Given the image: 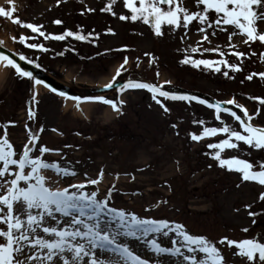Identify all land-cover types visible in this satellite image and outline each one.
<instances>
[{
  "label": "rangeland",
  "instance_id": "obj_1",
  "mask_svg": "<svg viewBox=\"0 0 264 264\" xmlns=\"http://www.w3.org/2000/svg\"><path fill=\"white\" fill-rule=\"evenodd\" d=\"M182 2L190 11L196 10L195 0ZM136 3L138 6V0ZM106 4L112 11H101ZM0 7L14 8L12 18L0 17V42L37 62L60 83L86 89L103 87L127 57V64L117 79L154 83L162 85L164 90L182 88L210 96L216 102L232 99L252 116L250 123L264 127V103L251 99H264V78L258 75L264 72V43L259 40L246 43V37L234 26H221L226 29L222 31L213 25L205 28V33H199L197 29L202 25L193 21L187 30L182 26L173 30L171 26L162 25L163 34L156 36L150 25L140 19L119 18L131 15L123 0H115V3L111 0H60L59 4L56 0H12V4L0 0ZM13 18L21 23H13ZM214 18V12H210L209 19ZM56 20L62 23H54ZM26 23H33L39 26V31L52 36L45 39L39 31L22 26ZM108 28L112 32H108ZM66 29L88 38H53ZM259 31H264V23L258 24ZM229 33H235L231 40ZM204 34L208 35L206 41L201 39ZM20 35L25 36L23 43ZM30 43L43 47L29 48ZM192 47L199 50L193 53ZM209 48H218V51H205ZM235 52L243 55L237 58ZM185 55L214 61L223 58L240 67L234 71L221 65L219 72L202 65L194 67L180 62ZM7 68L0 81V136L6 133L18 159L24 144H31V132L38 138L37 147L30 155H40L38 148L43 145L54 151L44 153L42 159L77 173L74 177L58 176L54 170H45L50 184L67 187L88 178L95 179L103 169L98 184L86 185L85 190L99 189L98 198H103L109 188L113 189L110 206L141 218L181 223L190 234L204 235L214 242L220 237L256 238L264 242V200L259 199L264 185L242 180L241 174L219 166L213 159L214 149L208 145L225 138V134L203 137L199 141L189 135L199 134L203 127L222 126L221 122L240 130L232 116L219 113L221 120L218 121L215 110L204 104L158 97L169 109L165 112L148 90L119 91L123 84L102 94L107 99L124 101L117 114L103 102L75 101L43 85L35 91L26 77L18 76L11 66ZM249 75H252L251 80L247 79ZM165 81L170 83H163ZM29 108L34 112L31 118ZM199 120L204 124L194 122ZM232 155L257 164L264 160V151L243 142H239L238 149L222 152L224 158ZM249 211L256 215L249 216ZM244 228L248 231H242ZM173 235L161 234L158 242L170 247ZM124 239L142 258L172 264L169 256L148 254L141 248V241ZM216 246L224 257V264H248L246 257L235 254V245L229 247L225 241Z\"/></svg>",
  "mask_w": 264,
  "mask_h": 264
},
{
  "label": "snow or ice",
  "instance_id": "obj_2",
  "mask_svg": "<svg viewBox=\"0 0 264 264\" xmlns=\"http://www.w3.org/2000/svg\"><path fill=\"white\" fill-rule=\"evenodd\" d=\"M56 2L59 4L60 0ZM8 3L12 4V0H8ZM111 3H115V0H111ZM123 3L125 8L130 9L131 15L130 17L120 15L119 18L132 21L140 19L150 25L156 36L163 34L162 25L171 26L173 30L182 26L187 30L190 23L196 21L202 25L197 29L199 33H205V28L213 25L222 31L226 29L221 26H234L246 37V43L257 40L264 43V31L258 32V24L264 23V0H195V11H190L188 7L183 6L182 0H138V6L136 0H123ZM13 11V7L7 10L0 7V17L12 18ZM101 11H112V9L106 4ZM210 12L215 14L212 20L209 19ZM113 15H115L114 12ZM12 22L21 23L18 18H13ZM54 23L62 22L56 20ZM22 26H26L33 32L39 31V26L33 23ZM107 31L112 32V29L108 28ZM39 34L45 39L52 36V34L45 35L43 31H39ZM212 34L215 35V32ZM234 34L229 33V40ZM65 37H74L78 40L88 38L79 32L67 29L63 34L55 35L53 38L63 40ZM201 39L208 40V35H202ZM19 40L23 43L25 36L20 35ZM27 46L29 48L43 47L36 43H30ZM198 50L197 47L191 48L193 53ZM205 51L216 52L218 48H209ZM145 55L151 54L145 53ZM235 55L239 58L243 54L235 52ZM221 56L223 57V53ZM20 59L25 60L26 57L20 55ZM0 60L5 61L6 66L14 68L18 76L31 79L34 86L43 85L45 88H50L43 80L36 79L32 72L22 69L14 59L3 52H0ZM127 61L128 58L125 57L123 64L116 69V75L104 85L105 88L113 87V82L116 81ZM28 62L33 63L32 60ZM180 62L191 63L194 67L202 65L205 69H213L217 72L221 71V65L234 71L239 70L240 67L236 63H228L223 58L214 61L193 59L188 55H185ZM224 75L227 76L228 72L225 71ZM258 75L264 78V72ZM247 79L251 80L252 75H249ZM127 89L148 90L152 94V99L165 112L169 109L158 97L206 104L215 110L217 113L215 118L218 121L221 120L219 115L221 111L230 113L236 121H239L240 130L221 122L222 126L203 127L199 134L189 133L190 138L199 141L203 137L225 134V138L208 145L209 148L214 149L213 159L219 166L241 174L242 180L256 181L264 185V160L257 164L239 155L222 157L224 150L238 149L239 142L264 151V127L250 123L252 116L248 115L242 105L235 104L237 108L244 111V118L228 107L221 109L219 101L208 103L195 95L164 90L162 85L154 83L128 79L118 90ZM50 90L56 92L55 88ZM59 94L67 95L63 92ZM35 96L36 93L33 91V98ZM72 99L80 101L82 98L72 97ZM83 99L103 102L111 106L117 114L121 112L120 105L124 103L123 100L107 99L103 95L83 97ZM251 99L264 103V99L260 97H251ZM224 103L232 105L235 101L229 99ZM258 112L259 108L257 114ZM28 114L30 118L34 115L31 108ZM194 122L204 124L203 120ZM37 138V135L29 132L31 144H24L23 151L17 159L13 146L6 138V133L5 136H0V225L6 226V228L0 227V264H168L167 261L160 259L150 262L149 259L142 258L130 248L124 238L141 241L144 247L156 257L165 255L171 257L172 264H224V257L216 245L217 243L222 245L225 241L229 247L235 245L237 249L235 254L246 257L248 264H257V260L259 264H264V242L256 238L235 240L220 237L219 241L214 242L204 235L190 234L181 223L167 219L141 218L133 212L110 206L113 189L109 188L108 194L103 198H98L99 189L91 192L85 190L86 185L98 184L103 176V169L95 179L88 178L80 183L68 184L67 187L54 186V182L50 184L49 178L44 175L45 170H54L58 176L74 177L77 173L69 167H61L55 162L42 159L44 153L54 151L43 145L38 148L40 155H30L37 147ZM85 176H87L86 173ZM259 199L264 200V192L260 193ZM244 207L250 209L251 205H244ZM248 215L255 216L256 213L249 211ZM242 231L247 232L248 229L244 228ZM170 233H174L171 237V246H162L158 242V236L162 234L168 237Z\"/></svg>",
  "mask_w": 264,
  "mask_h": 264
},
{
  "label": "water",
  "instance_id": "obj_3",
  "mask_svg": "<svg viewBox=\"0 0 264 264\" xmlns=\"http://www.w3.org/2000/svg\"><path fill=\"white\" fill-rule=\"evenodd\" d=\"M0 52H3L4 54L8 55L11 59H14L16 63L20 65L22 69L32 72L36 79L43 80L51 88H55L57 91L66 93L67 95L71 97H81L83 99V97H89L90 95H93V94L102 95L104 92L111 91L124 82V81H118L115 84H113V87L111 88L86 89V88L73 87V86L66 85L65 83H60L57 80L53 79L51 75L47 74V71H44L39 66H37L35 63H29L27 59L21 60L19 54L7 49L1 44H0ZM26 78L31 84H33V81L31 79H29L28 77ZM168 91L182 93L172 88L169 89ZM183 93L195 95L197 97H200L201 99L208 101V103H216V101H214L210 97L204 94H201V93H196V92L191 93V92H185V91H183ZM224 107L230 108L232 111L236 112L237 114L238 112H240L238 108H235L232 105L221 103V109H223Z\"/></svg>",
  "mask_w": 264,
  "mask_h": 264
},
{
  "label": "bare ground",
  "instance_id": "obj_4",
  "mask_svg": "<svg viewBox=\"0 0 264 264\" xmlns=\"http://www.w3.org/2000/svg\"><path fill=\"white\" fill-rule=\"evenodd\" d=\"M0 43L3 44L2 42H0ZM3 45H5V44H3ZM5 46H6V45H5ZM7 70H8V68H7L6 64H5V61L0 60V81H1L2 79H4V76H5ZM33 87L37 89V88L39 87V85H35V86H33ZM141 248H144V250H145L148 254H151V252H149V251L147 250V248L144 247V245H142Z\"/></svg>",
  "mask_w": 264,
  "mask_h": 264
}]
</instances>
